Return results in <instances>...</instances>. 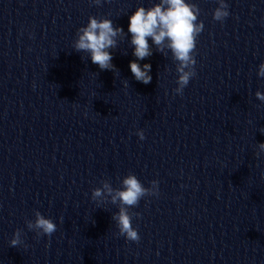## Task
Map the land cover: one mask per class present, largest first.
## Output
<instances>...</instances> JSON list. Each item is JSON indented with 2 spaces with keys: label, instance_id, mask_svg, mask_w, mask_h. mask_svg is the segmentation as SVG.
Instances as JSON below:
<instances>
[{
  "label": "clouds",
  "instance_id": "obj_1",
  "mask_svg": "<svg viewBox=\"0 0 264 264\" xmlns=\"http://www.w3.org/2000/svg\"><path fill=\"white\" fill-rule=\"evenodd\" d=\"M90 2L96 6L102 4V0ZM216 2L218 7L213 11V20L223 23L230 15L229 5L226 0ZM199 15L200 8L191 0H159L151 7H137L129 17L128 26V33L131 34L129 46L133 48V55L136 57V60L129 63L133 77L145 85L151 82V64L145 63L141 66L138 61L150 57L155 46V50L164 56L171 53L178 74L177 87L173 91L177 95H183L190 80L196 76L197 38L204 30L203 21L198 19ZM126 35L128 36L124 29L114 26L111 19L89 16L87 25L77 29L72 47L76 52L88 53L91 62L98 65L101 70L115 73L119 70L112 63L113 56L110 50L116 49L118 42L123 41ZM257 75L264 78V62L259 64ZM124 83L127 85V80ZM255 97L264 102V93L256 91ZM136 135L140 140L145 139L143 130H138ZM257 148L255 155L259 157L264 154V143H259ZM100 184V187L92 190L91 199L98 206L104 203L117 205L119 210L112 215L118 229L117 235L125 237L127 241L138 243L140 235L132 221L139 213L131 212L130 209L137 207L145 197L158 196L159 182L153 180L150 187H145L136 175L129 173L123 177L119 188H114L108 180H102ZM25 224L37 237H51L57 231L56 223L38 210L34 211V219L26 220ZM22 234L23 229H16L10 240V247L16 248L23 244Z\"/></svg>",
  "mask_w": 264,
  "mask_h": 264
}]
</instances>
